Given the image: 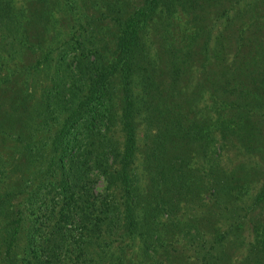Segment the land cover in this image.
Segmentation results:
<instances>
[{
  "label": "trees",
  "instance_id": "1",
  "mask_svg": "<svg viewBox=\"0 0 264 264\" xmlns=\"http://www.w3.org/2000/svg\"><path fill=\"white\" fill-rule=\"evenodd\" d=\"M0 42L36 53L0 91L41 111L16 133L0 104V264H232L247 225L264 264V0H0Z\"/></svg>",
  "mask_w": 264,
  "mask_h": 264
},
{
  "label": "rangeland",
  "instance_id": "2",
  "mask_svg": "<svg viewBox=\"0 0 264 264\" xmlns=\"http://www.w3.org/2000/svg\"><path fill=\"white\" fill-rule=\"evenodd\" d=\"M54 17H55V22L53 25L54 30H57L59 32H63L62 29H65V26H66V20H67L66 15L55 13ZM164 20L165 19H163L161 17L160 18L156 17L153 20L152 24L149 27V30H150L149 31V41L157 42V38L159 37V34L161 35L162 32L164 33V31L162 29V27H163L162 24L164 23ZM167 22H168V25L165 28L167 30V34L170 37H173V41L178 40V39L181 40V38H183L185 35H187L188 28L185 25H183V23L185 24V17L183 14H180V15L179 14H173L169 17ZM152 30H154V32ZM0 44H1V42H0ZM0 51H1L0 54L2 55L4 49H2ZM35 54L36 53H30L28 51H22L21 50L18 58H12L10 60H8V57H4L3 59L1 58V60H0V79L3 76L7 77L8 68L10 70H17L19 68L20 63L26 62V64L27 63L31 64L33 59L36 57ZM25 75L27 77V82H26L27 85H26L25 94L32 92L30 87H29V84H34L35 86H37V85L43 86L46 83V81L44 80V72L41 69L37 70L33 74L31 71L25 72V74L18 73L17 75H15L13 77V79L15 80V82L17 84H19L20 78H23V76H25ZM8 84L10 85V83H8ZM18 86L19 85H14V88H17ZM3 87H4V91L3 92L0 91V99H1L0 104H2L4 107L2 115H1V119L5 118L7 123L12 119L11 121L14 122V124H15V126H13V127L15 129H17V131H16V133H17L20 131L18 129L20 127H22L21 125H23L26 122H29L30 115H32L34 117V115H37V114L39 115L41 113V111L37 110L36 107H33V106L26 107L25 109H23L20 103H18V105L16 107H14L12 105V102L8 99L11 96L10 86L5 88V85H3ZM33 93L35 96L37 95V92H33ZM15 103H17V102H15ZM6 113H9L8 116H6ZM17 126H18V128H17ZM16 133L11 135L9 137V139H8V137L3 139V140L0 139V152H1L0 155H2V157L5 158V157H8L9 155L11 157V154H13L12 150H16L18 148V146L20 145V143H18V141L13 140ZM36 135L39 136L40 133H37ZM13 152H15V151H13ZM42 153L44 155H49V154H47V150H45V149H44V152H42ZM13 156H16V153H14ZM237 160L241 164L245 165L243 162H241V161H245V159L243 157L238 155L237 159H235L234 154L230 151L227 152L226 155H223V157L221 158V161L223 162V164L226 166H229L228 168H232L236 164ZM3 164L6 165V162H3ZM10 165H11V163L9 164V167H10ZM262 175H263V173L260 172L258 177H257L258 181H261ZM11 176H14V175H11ZM101 184H102L101 182H97L95 185L96 188L99 189L101 187ZM15 201H17V200H14L13 202H15ZM189 214H191V210L187 211L185 217ZM240 239L244 243V248L242 247L243 249L241 247L229 248V249H231L230 252H232L231 258L233 257L231 259L232 264H240V258H242V256L245 253L246 254L248 253V251H247L248 248L246 246H249L248 243L253 240V230L250 226L247 225L244 227V229L241 231ZM244 249L246 250V252ZM181 251H183L182 254H184L186 256L189 255L190 258H192L194 255L193 252L195 251V249L193 246L187 245V248L183 247V250H181ZM184 260L186 261V259L183 258V261ZM247 260H248V258H247ZM247 260H246V264H253L251 261H249V260L247 261ZM183 261H182V263H179V264H188V263H184ZM167 263L168 264H176V263H169V262H167Z\"/></svg>",
  "mask_w": 264,
  "mask_h": 264
}]
</instances>
